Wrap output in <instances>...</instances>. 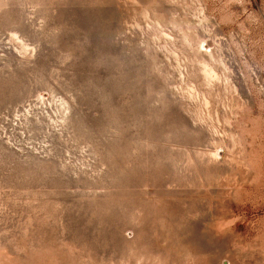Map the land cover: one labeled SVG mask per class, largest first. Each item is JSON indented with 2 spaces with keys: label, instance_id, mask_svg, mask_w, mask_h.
<instances>
[{
  "label": "rangeland",
  "instance_id": "1",
  "mask_svg": "<svg viewBox=\"0 0 264 264\" xmlns=\"http://www.w3.org/2000/svg\"><path fill=\"white\" fill-rule=\"evenodd\" d=\"M0 264H264V0H0Z\"/></svg>",
  "mask_w": 264,
  "mask_h": 264
}]
</instances>
